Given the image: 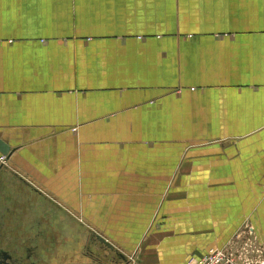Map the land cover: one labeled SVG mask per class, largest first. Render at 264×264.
Returning a JSON list of instances; mask_svg holds the SVG:
<instances>
[{"label": "crops", "instance_id": "0c3cea01", "mask_svg": "<svg viewBox=\"0 0 264 264\" xmlns=\"http://www.w3.org/2000/svg\"><path fill=\"white\" fill-rule=\"evenodd\" d=\"M0 138L126 264L264 240V0H0Z\"/></svg>", "mask_w": 264, "mask_h": 264}, {"label": "flooded vegetation", "instance_id": "af4514ba", "mask_svg": "<svg viewBox=\"0 0 264 264\" xmlns=\"http://www.w3.org/2000/svg\"><path fill=\"white\" fill-rule=\"evenodd\" d=\"M15 179L0 169V264H95L100 255L108 256L93 232L82 236L77 227L72 231L69 228L70 232L63 238L51 231L55 215L44 220V215L37 210L36 206L44 202L40 193L32 192ZM30 206L31 209L34 206L36 214H30ZM69 236V250L70 244L81 238L80 256L76 255L78 249L75 256L60 252Z\"/></svg>", "mask_w": 264, "mask_h": 264}, {"label": "rangeland", "instance_id": "374dc122", "mask_svg": "<svg viewBox=\"0 0 264 264\" xmlns=\"http://www.w3.org/2000/svg\"><path fill=\"white\" fill-rule=\"evenodd\" d=\"M1 156H2V154H0V169L2 168L4 173H11V175L13 176L14 172H11L8 169L9 167L7 165V162H8L7 158L5 156H3V160L1 161ZM8 189H9V187H8ZM46 205L43 202L40 207L36 206V208L40 213H42L44 215H48V214L52 213V211L54 213L59 212L58 209H56L54 206H52V207L50 206V208H51L50 209L48 207L46 208ZM52 224H53V226H55L56 222L52 221ZM70 225H71V223H70ZM79 231L81 232L80 229H79ZM249 233H252V232H249ZM62 237L64 238V234H62ZM70 241H71V239L69 236L67 239V242H64V244L62 245L60 252L67 254V255L75 256L74 252H75V250L78 249V252L76 255L80 256L81 249H79V248L81 246V238L79 240H77L75 243L70 244L71 245L70 248L73 252L71 250H69L67 247V245L69 244ZM78 242H79V244H78ZM240 242L242 244H249L250 242L254 243V245H249V246L245 247L247 250V253L241 258V260L239 262L240 264H264V240L258 239L255 236L250 235V236H247L246 239H244L243 241L241 240ZM95 261L99 262L98 260H95ZM127 261H128V258H127V256L124 255V263H122V264H126Z\"/></svg>", "mask_w": 264, "mask_h": 264}, {"label": "built area", "instance_id": "2783aa9c", "mask_svg": "<svg viewBox=\"0 0 264 264\" xmlns=\"http://www.w3.org/2000/svg\"><path fill=\"white\" fill-rule=\"evenodd\" d=\"M249 245L254 243L242 244L240 241L232 240L223 247L210 248L200 255H191L186 264H240L241 258L247 253L245 247Z\"/></svg>", "mask_w": 264, "mask_h": 264}, {"label": "trees", "instance_id": "16d2710c", "mask_svg": "<svg viewBox=\"0 0 264 264\" xmlns=\"http://www.w3.org/2000/svg\"><path fill=\"white\" fill-rule=\"evenodd\" d=\"M105 253L108 255L107 257L99 256L100 258H97L99 262L105 263V264H122L124 263V255L117 251V249L112 246H106L105 247ZM96 262V261H95Z\"/></svg>", "mask_w": 264, "mask_h": 264}, {"label": "water", "instance_id": "95a60500", "mask_svg": "<svg viewBox=\"0 0 264 264\" xmlns=\"http://www.w3.org/2000/svg\"><path fill=\"white\" fill-rule=\"evenodd\" d=\"M13 152V149L10 147V145L4 141L2 138H0V154L4 155L7 159L10 157L11 153ZM17 208L21 209V206H16ZM32 207L30 206V214L32 213L35 214ZM93 234L96 236V238L104 245L103 247L105 248L106 246L112 247L110 242L106 240L103 236H101L99 233L93 232ZM100 255V254H99ZM103 257V256H102Z\"/></svg>", "mask_w": 264, "mask_h": 264}]
</instances>
